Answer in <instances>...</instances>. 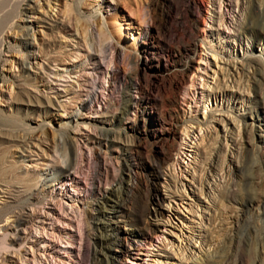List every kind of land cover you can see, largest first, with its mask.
Returning a JSON list of instances; mask_svg holds the SVG:
<instances>
[{"label": "rangeland", "instance_id": "obj_1", "mask_svg": "<svg viewBox=\"0 0 264 264\" xmlns=\"http://www.w3.org/2000/svg\"><path fill=\"white\" fill-rule=\"evenodd\" d=\"M160 1L79 0L75 10V0H31L35 13L22 2L2 30L0 264L107 253L100 239L116 220H102L98 203L113 205L126 172L153 196L151 233L118 222L117 264H264V65L248 63L264 43L249 30L250 4L262 21L264 0H197L185 81L143 121L138 83L160 75L142 47ZM160 135L172 147L157 168Z\"/></svg>", "mask_w": 264, "mask_h": 264}, {"label": "bare ground", "instance_id": "obj_2", "mask_svg": "<svg viewBox=\"0 0 264 264\" xmlns=\"http://www.w3.org/2000/svg\"><path fill=\"white\" fill-rule=\"evenodd\" d=\"M29 1L31 0H0V34H2L1 32L3 29L12 26L13 18L19 13V6L22 2H28L26 3L27 11L30 15L35 13V4H37V2H33V4L30 5ZM78 4H80L79 0H75V10H77ZM199 7L197 0H161L158 2L157 11H159L160 16H157L159 18L161 17V22L158 23V26L154 23L155 28L142 47V55L146 64L148 62L151 63L152 60L156 62L155 72H158L160 76L157 78V81L153 78L146 77L138 83L137 90L139 93V100L135 104V108L138 110V117L140 120L146 121L151 115L148 110L153 107L163 103L166 104L167 102L171 105L174 104V96H176L175 94L178 88L181 87L180 85L185 81L184 78L188 71V62L191 60L190 55L194 49L193 47L196 41L195 25L198 18ZM260 12V10L255 8L253 3L250 4L249 30L252 31L255 40L260 37H263L264 40V20L260 21L262 16ZM158 17L155 15V18ZM155 18L153 20H155ZM262 29L263 32H260ZM1 45L2 40L0 38V46ZM258 54L259 55L255 56L253 51L250 53V60L248 61L250 65H259L260 63L264 65V60L260 61L259 59L264 56V43L261 45ZM32 58L34 60V56H32ZM154 94H165L166 97L163 100L155 99L153 96ZM123 96L126 95L124 94ZM123 108L124 109L120 111L116 119V123L119 122L121 115L124 114L123 111L125 110V106ZM260 118L262 123L259 129L262 133L260 150L264 158V112L261 114ZM160 128H162V126H160ZM170 131L171 130H167L166 133ZM161 135L159 136V139L161 138L159 140L160 155L155 160L157 168L165 162L172 147V144L168 143L166 137ZM104 137L106 138L107 135ZM129 156L132 158L136 157V151L133 152V149L129 150ZM125 175L126 182H124V186H122V183H119L118 187L111 189L109 192L110 200L112 201L111 198H113V205L110 206V208H106L103 204L100 205V203H98V208L102 211L101 213H103L102 220H107L109 223H113L114 220L116 221L115 226H110V229H112L111 233L105 236V238L109 239H100V246L106 247L107 253L96 250L91 252L89 255V264H117L119 255L122 252L123 239L111 238L116 236L114 232L117 231L116 229H119L117 225L118 222L122 220H125V222L128 221L129 223L131 222L130 224L134 228L140 229L141 227V230L146 234L151 233V225L147 222L146 217L152 215L148 206L151 204L153 196L148 193L150 191L148 184L142 181L139 172L133 174L136 180L134 182L132 181V175L127 172ZM0 194L2 193L0 192ZM248 205H250V201L246 206ZM261 214L264 216V211ZM245 223L246 219L243 220L242 224L244 225ZM111 241L114 242H112L110 246ZM112 248H115V250ZM243 258L244 257L240 255L239 264H245V259ZM200 264H216V260L208 259Z\"/></svg>", "mask_w": 264, "mask_h": 264}]
</instances>
